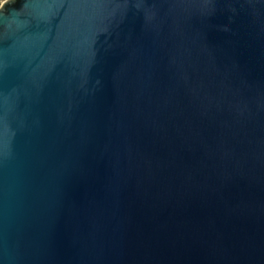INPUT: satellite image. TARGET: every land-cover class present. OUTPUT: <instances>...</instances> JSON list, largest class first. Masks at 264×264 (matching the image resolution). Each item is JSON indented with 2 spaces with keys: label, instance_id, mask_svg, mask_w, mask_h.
I'll return each mask as SVG.
<instances>
[{
  "label": "water",
  "instance_id": "1",
  "mask_svg": "<svg viewBox=\"0 0 264 264\" xmlns=\"http://www.w3.org/2000/svg\"><path fill=\"white\" fill-rule=\"evenodd\" d=\"M0 264H264V0H6Z\"/></svg>",
  "mask_w": 264,
  "mask_h": 264
},
{
  "label": "rangeland",
  "instance_id": "2",
  "mask_svg": "<svg viewBox=\"0 0 264 264\" xmlns=\"http://www.w3.org/2000/svg\"><path fill=\"white\" fill-rule=\"evenodd\" d=\"M6 0H0V6L5 2Z\"/></svg>",
  "mask_w": 264,
  "mask_h": 264
}]
</instances>
